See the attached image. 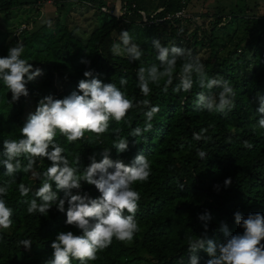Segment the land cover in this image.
I'll return each mask as SVG.
<instances>
[{
	"label": "trees",
	"instance_id": "obj_1",
	"mask_svg": "<svg viewBox=\"0 0 264 264\" xmlns=\"http://www.w3.org/2000/svg\"><path fill=\"white\" fill-rule=\"evenodd\" d=\"M41 1L0 0V12L7 15L13 8H36ZM80 1L95 8L103 18L102 24L85 40L76 38L66 27L58 25L56 19L53 35L42 34L43 29L40 28L13 37L11 43L0 42L2 57L7 55L10 46H15L18 40L22 41L25 45L22 58L32 63L34 68L39 67L43 73L41 92L29 82L26 85L29 95L20 97L14 103H9L11 93L0 81V160L4 158L3 141L19 138V129L25 122L23 116L27 101H32L34 111L37 102L44 96L52 94L55 98H63L77 90L78 82L85 79L84 71L94 70L98 79L104 83L112 82L118 88L120 78L124 77L128 84L121 90L129 98L135 97L136 101L145 99L136 86V70L141 63H158L151 41L163 38L162 45H169L172 40L178 41L183 33L177 32L180 20L163 21L149 27L140 26L136 11H144L148 17L157 8H162L158 14V17H162L187 6L189 0H184L185 5L181 3L182 0H118V4L123 2L132 11L129 17L122 15L119 18L99 12L100 7L111 9L108 0ZM131 5L135 9H131ZM63 6L60 5V8ZM215 17L216 25L224 19L221 15ZM227 18L234 23L248 20L231 12ZM251 21L257 23V28L245 41L253 47L250 57L242 51L237 54L242 47L240 40H234L232 51L222 57L218 56L215 46L220 40L210 32V52L203 61L208 76L212 74L222 77L234 86L235 107L231 112L225 115L198 108L197 93L206 90L200 89L196 82L189 92L173 91L179 84L178 78L166 92L163 91V82L159 87L150 85L153 90L148 99L161 109L152 121V130L142 136H129V147L124 153L118 154L115 149L111 150V158L122 159L125 164L130 165L137 155H143L150 161L149 180L133 185L141 194L136 213L140 231L130 244L113 239L109 248L97 254V260L85 261L84 264H188V239L204 233L205 221L199 220L198 215L205 212L210 214L207 235L218 241L224 238L218 230L222 221L231 233L242 234L243 229L234 221V213L240 212L245 217L257 212L264 215V129L258 127L255 112L258 108L255 99L257 93L264 95V19L251 18ZM166 26L169 27L168 32ZM121 30H128L134 42L144 49L141 61H130L129 57H120L112 52L111 47L120 37ZM192 54L195 56L194 52ZM82 60L90 63L84 64ZM211 66L216 68L213 73L210 71ZM55 78L63 81V88L56 87ZM213 91L218 92L219 89ZM126 119L132 121L133 128L144 127V116L136 108L129 111ZM117 127L123 129L120 136L127 137L131 131L123 122L117 124L112 121L109 132L100 138L103 143H99L94 134L87 132L83 140L72 143L67 142L59 133L56 139L65 148L64 154L70 161L75 156L80 157L82 172L83 167L90 163V156L95 155L99 161L102 149L112 146L115 139L112 130ZM201 128L208 129L205 135L211 139L193 140V132H199ZM246 140L253 144L251 149L244 147L243 142ZM198 149L207 153L205 159L201 160L197 156ZM22 161L27 163L26 159L22 158ZM49 165L46 159L38 158L36 171L43 172ZM4 171L0 164V186L10 179L4 175ZM228 177H231L232 183L225 188L223 181ZM21 182L32 187L28 197H20L16 190ZM179 183L184 184L183 189L178 187ZM40 185L41 181L33 179L30 173L22 170L15 173V183L10 185L6 197L8 206L14 210V223L10 230H0V264H45L52 258L50 245L58 231L79 234L75 227L65 224V214L58 212L55 207L43 216L27 213L26 201L33 198ZM53 188L55 190L54 185ZM82 190L93 198L99 196L94 186L83 182ZM59 197H64L63 191L59 192ZM22 239H31L29 250L18 244ZM197 255L201 257L200 264L208 259L202 250ZM72 264L81 262L73 260Z\"/></svg>",
	"mask_w": 264,
	"mask_h": 264
},
{
	"label": "clouds",
	"instance_id": "obj_2",
	"mask_svg": "<svg viewBox=\"0 0 264 264\" xmlns=\"http://www.w3.org/2000/svg\"><path fill=\"white\" fill-rule=\"evenodd\" d=\"M47 24L51 26L52 21ZM120 41L123 52L130 61H141L144 49L134 42L128 30H121ZM158 63L144 64L136 70V86L145 99L136 101L129 98L121 89L128 84L124 77L120 78L118 88L116 84L104 83L98 79L94 70L84 71L78 82L77 90L63 98H55L49 94L42 97L33 112L19 129V138L3 141V156L0 164L5 169L4 175L10 179L0 186V230H10L13 226V208L8 206L6 197L9 187L15 183V173L23 171L30 173L41 185L36 188L33 198L26 201V211L29 215L36 213L48 214L55 209L66 216L65 224L75 227L79 234L73 231H58L50 247L52 258L45 264H72L73 260L84 264L85 261H95L98 253L109 248L113 239L121 243H132L137 232L140 231L136 219L141 194L133 185L137 182H147L151 176V164L147 157L137 155L131 164H125L122 159H112L111 150L124 153L128 150V137L142 136L153 128L152 121L160 112L159 105H153L148 99L152 94V87H159L163 82V91L179 79V84L173 91L189 92L194 82L202 90L197 93L196 105L209 113L227 114L235 107L236 91L230 81L222 77H209L204 63L199 57L193 56L190 49L177 46L175 42L162 45L159 39L151 41ZM113 50L119 51L120 44H113ZM25 45L17 41L10 46L7 55L0 57V81L11 93V101L17 102L20 97L29 95L26 87L36 76L42 74L39 67L33 66L27 59L22 58ZM84 64L90 61L82 60ZM219 89L218 92L213 91ZM256 109L257 125L264 129V95L257 93ZM138 109L144 116V127H132V121L126 119L129 111ZM123 122L131 129L127 137L120 136L121 127L113 129L115 139L111 147H104L100 153L101 159L95 155L89 157L90 163L80 169L79 156L69 160L65 148L57 142V133L72 143L85 138V133L95 135L99 143L103 134L109 132L110 122ZM255 130V127H254ZM207 128L193 132L195 141L209 140L205 134ZM229 142L231 138L229 137ZM244 147L251 149L253 144L244 141ZM197 156L203 160L207 153L197 150ZM23 159L27 160L24 164ZM46 159L49 167L43 172L36 171L37 159ZM82 182L92 185L99 192L93 198L87 191L82 190ZM231 177L225 178L224 187L230 186ZM55 186V190L53 188ZM178 187L183 189L184 184ZM219 188L218 185H214ZM16 190L20 197H28L32 187L21 182ZM75 190V191H73ZM64 197H59V192ZM127 213V214H125ZM198 219L205 221L204 233L196 238L188 239V264H200L199 250L206 253L208 259L204 264H264V215L249 213L246 217L240 212L234 213L235 223L243 229L242 234H233L225 222L220 223L218 229L223 234V240L218 241L207 235V221L210 214L205 212L198 215ZM20 246L29 250L31 239L18 241Z\"/></svg>",
	"mask_w": 264,
	"mask_h": 264
},
{
	"label": "rangeland",
	"instance_id": "obj_3",
	"mask_svg": "<svg viewBox=\"0 0 264 264\" xmlns=\"http://www.w3.org/2000/svg\"><path fill=\"white\" fill-rule=\"evenodd\" d=\"M107 3L111 5V9H117L118 0H108ZM60 5L64 6L60 8ZM32 9L34 11L18 9L16 16H18L19 20L16 22V25H29L31 26L29 31L41 28L43 29L41 31L42 34L53 35L56 31L54 22L57 19L58 25L66 27L76 38L85 40L103 22L102 16L97 13L95 8L88 7L86 3L80 0H42L39 7H32ZM229 12L235 16H244V18H248L247 21L249 22L246 20L237 21L236 23L228 21ZM217 15H221V18L224 19L216 25L214 23L215 16ZM1 16L3 17L4 15L1 14ZM251 18L264 19V0H189L185 9V15L180 20V27L177 30V32L183 34L179 37L178 41H172L180 44L181 47L190 49L203 62L209 56V34L213 32L214 36L220 40L215 46L218 56L222 57L227 52L232 51L235 45L234 40L236 42L240 40L242 47H240V51L237 54L239 55L242 51L247 57H250L253 47L245 41L257 28H255L257 23L252 22ZM48 20L52 21L51 26L47 24ZM17 26L13 25L10 29L11 32L5 31L3 35H0V42L11 43L14 39L13 37H15L12 33ZM168 29L169 27L166 26V32H168ZM162 41L163 38H160V42ZM114 44H120L121 49L114 51L113 47H111L112 52L120 57L127 58V54L123 52L120 38H117ZM210 71L213 73L216 71V68L211 66ZM212 76L211 74L209 77ZM42 80L43 73L31 81L40 92ZM54 84L58 89L64 87L63 81L58 80V78H55ZM30 112H33V106L32 101L28 100L23 116L24 121H26Z\"/></svg>",
	"mask_w": 264,
	"mask_h": 264
},
{
	"label": "built area",
	"instance_id": "obj_4",
	"mask_svg": "<svg viewBox=\"0 0 264 264\" xmlns=\"http://www.w3.org/2000/svg\"><path fill=\"white\" fill-rule=\"evenodd\" d=\"M182 4L185 3L184 0L181 2ZM185 5V4H184ZM88 7H91L89 4H87ZM134 5H131V9H135ZM187 6L182 7L179 11L174 12V13H166L162 17H158V14L162 11V8H157L152 14H150L148 17L144 13V11L137 10L136 14L139 16L138 24L140 26H146L149 27L153 24L161 23L163 21H173V20H181L184 15H185V9ZM99 12L103 14H107L109 16H112L114 18H119L122 15H126L129 17L132 14V11L128 9V6L125 3H119L117 6V9H108L106 7H100ZM126 21V20H125ZM127 22V21H126ZM28 26L25 24H20L19 26L16 27L14 32L12 33L13 36L18 37L21 35L23 32L28 31Z\"/></svg>",
	"mask_w": 264,
	"mask_h": 264
},
{
	"label": "crops",
	"instance_id": "obj_5",
	"mask_svg": "<svg viewBox=\"0 0 264 264\" xmlns=\"http://www.w3.org/2000/svg\"><path fill=\"white\" fill-rule=\"evenodd\" d=\"M18 9H28V10L34 11V9H32V7H22V8H13V9H11L7 13V15L3 14L2 12H0V35H3V33H5V31L11 32L10 29L12 28L13 25L17 26L16 22L19 19H18V16H16V13H17ZM1 14H3L4 16L2 17ZM30 27L31 26L28 25V29H30Z\"/></svg>",
	"mask_w": 264,
	"mask_h": 264
}]
</instances>
